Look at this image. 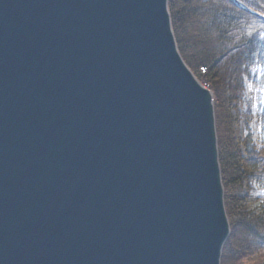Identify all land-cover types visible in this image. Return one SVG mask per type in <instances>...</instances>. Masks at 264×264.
Segmentation results:
<instances>
[{"label":"water","instance_id":"water-1","mask_svg":"<svg viewBox=\"0 0 264 264\" xmlns=\"http://www.w3.org/2000/svg\"><path fill=\"white\" fill-rule=\"evenodd\" d=\"M229 234L168 0H0V264H220Z\"/></svg>","mask_w":264,"mask_h":264},{"label":"trees","instance_id":"trees-1","mask_svg":"<svg viewBox=\"0 0 264 264\" xmlns=\"http://www.w3.org/2000/svg\"><path fill=\"white\" fill-rule=\"evenodd\" d=\"M168 7L183 60L213 93L230 222L221 264H241L264 252V211L248 215L241 195L244 183L264 190V0H168ZM246 84L250 102L241 112ZM241 120L243 139L236 137Z\"/></svg>","mask_w":264,"mask_h":264},{"label":"rangeland","instance_id":"rangeland-1","mask_svg":"<svg viewBox=\"0 0 264 264\" xmlns=\"http://www.w3.org/2000/svg\"><path fill=\"white\" fill-rule=\"evenodd\" d=\"M264 95V88H263ZM250 102V89L246 86L245 96L243 103L240 105L239 110L244 112L245 107ZM254 112V111H253ZM251 131L253 134L257 132L254 125H251ZM236 137L243 139L245 137V129L243 121H240L239 127L236 131ZM241 195L245 197L243 206L248 215H256L264 211V190L253 184H245L242 186ZM264 261V252L259 255H253L249 258H244L241 264H262Z\"/></svg>","mask_w":264,"mask_h":264}]
</instances>
